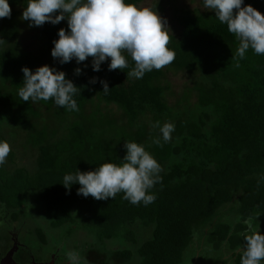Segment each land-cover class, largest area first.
<instances>
[{"label":"trees","instance_id":"16d2710c","mask_svg":"<svg viewBox=\"0 0 264 264\" xmlns=\"http://www.w3.org/2000/svg\"><path fill=\"white\" fill-rule=\"evenodd\" d=\"M125 2L139 7L144 0ZM27 3L9 0L11 18L0 19V140L11 146L0 167V264L17 243L1 230L22 222L32 200L43 215L34 221L40 242L35 253L18 240V263L55 257L57 264H69L70 251L60 247L71 242L52 244L49 237L66 223H81L90 227V253H82L81 264H191L208 245L217 264H240L244 221L264 225V55L250 49L244 59L233 58L239 41L227 25L212 11L186 8L180 10V31L170 33L174 61L142 79L127 78L135 67L130 56L122 70H108L111 58L99 72L92 57L61 65L51 51L67 21L29 27L21 18ZM247 5L264 15V0H244L242 7ZM28 30L39 55L25 47ZM45 65L63 71L79 89V111L19 97L21 69ZM178 74L186 80L181 87L168 79ZM99 81L108 83V92ZM156 121L175 125L172 141H161L162 147L153 143ZM126 142L143 144L163 167L162 180L151 189L153 204L132 205L124 193L98 201L77 195L78 184L62 185L76 170L120 164Z\"/></svg>","mask_w":264,"mask_h":264},{"label":"clouds","instance_id":"9594fccd","mask_svg":"<svg viewBox=\"0 0 264 264\" xmlns=\"http://www.w3.org/2000/svg\"><path fill=\"white\" fill-rule=\"evenodd\" d=\"M203 8L215 13L216 19L227 25V29L239 41L235 57L244 59L251 49L256 55H264V15L251 5L243 6L244 0H200ZM234 9L236 10L234 13ZM59 12L57 15L56 13ZM9 0H0V19L11 18ZM29 22V27L43 26L46 22L58 25L67 21L68 28L58 31L51 55L61 65L75 59L77 64L92 57V69L101 71V64L111 58L108 70L126 69L130 56L135 67L127 72V78L142 79L146 73L161 70L175 59V52L168 47L170 29L167 20L157 11L147 7H137L125 0H28L21 17ZM5 41L0 39V44ZM239 67V63L236 65ZM87 67V65H85ZM23 72V87L18 95L23 102L36 103L52 100L54 104L68 111H79L74 96L78 88L66 79L63 71L47 65L33 72L27 67ZM82 69H75L80 75ZM98 78L90 82L97 83ZM103 92L109 91L106 81H99ZM159 129L153 143L163 146L172 141L175 125L156 121L152 125ZM126 155L120 164L103 163L94 171L66 174L62 185L70 189L80 185L77 195L89 196L98 201L115 199L124 193L123 199L132 205L153 204L157 196L151 189L162 180L161 164L149 153L143 144L125 143ZM11 152L7 141L0 140V167H3ZM248 226L243 233L246 245L240 253V264H264V235L253 230L251 218L244 221ZM69 264H81L75 251L68 253Z\"/></svg>","mask_w":264,"mask_h":264},{"label":"rangeland","instance_id":"374dc122","mask_svg":"<svg viewBox=\"0 0 264 264\" xmlns=\"http://www.w3.org/2000/svg\"><path fill=\"white\" fill-rule=\"evenodd\" d=\"M139 7H147L153 11H157L159 16L167 20V27L172 34H177L180 31L179 16L181 9L188 8L194 10V12L200 11L202 13L208 11L203 8L200 0H144ZM24 35L26 39L25 47L35 55H39L37 42L29 39V36L33 35L32 32L28 30ZM168 79L178 87L183 86L186 82L182 74L176 76L169 75ZM19 152H21L20 149ZM27 211L28 213L22 222L18 223V225L9 224V228L4 227L1 231L5 233L9 231L14 237H18V240L26 244L28 250H31L32 247L33 251L36 253L38 236L35 233L36 226L34 221L36 219L38 222H42L43 215L40 214L39 208L33 203V200L29 202ZM45 225L49 226L48 223ZM74 225L73 223H66L61 228L54 230V233L51 234V237L49 238L52 244H60L61 246H63V239L67 238L68 242H71V244L65 245V247H60V249L65 253H68L69 251L77 252L79 256H81V263H85L82 253L85 257L90 253V227L84 226L81 223H74ZM257 226L258 227L252 226L253 230H258L260 234L264 235V225L260 223L257 224ZM38 241L40 242L39 239ZM121 244L124 243L121 242ZM121 244L119 243L118 245L122 246ZM197 248H199V246ZM80 250L81 252H79ZM202 259L204 260L203 264H217V255L210 251L209 245L206 248H203ZM25 260H27V258Z\"/></svg>","mask_w":264,"mask_h":264},{"label":"flooded vegetation","instance_id":"af4514ba","mask_svg":"<svg viewBox=\"0 0 264 264\" xmlns=\"http://www.w3.org/2000/svg\"><path fill=\"white\" fill-rule=\"evenodd\" d=\"M15 238L17 239V243H14V246L11 248V251H9L5 255V257L2 259V264H4L5 260L9 257L10 253H12V252H13L12 261L14 264H21V263L26 264L27 263V260H25L26 258H24V259L21 258L22 259V260L20 259L22 261L21 263H18L17 260L15 259V255L19 251V248L17 247V245L19 244L18 237H15ZM16 239H15V241H16ZM15 244H16V246H15ZM19 245L21 246V244H19ZM202 251H200L198 253V255H197L198 257L196 258V261H194L191 264H203L204 260L202 259ZM39 264H57V262H56L55 257H54V259L52 260L51 263H46V262L42 261ZM187 264H189V263H187Z\"/></svg>","mask_w":264,"mask_h":264},{"label":"water","instance_id":"95a60500","mask_svg":"<svg viewBox=\"0 0 264 264\" xmlns=\"http://www.w3.org/2000/svg\"><path fill=\"white\" fill-rule=\"evenodd\" d=\"M13 252L10 253L9 257L5 260L4 264H14L12 261Z\"/></svg>","mask_w":264,"mask_h":264}]
</instances>
